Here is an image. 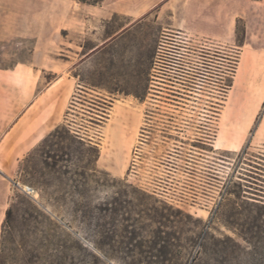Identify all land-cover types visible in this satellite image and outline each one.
Listing matches in <instances>:
<instances>
[{"label": "rangeland", "instance_id": "obj_1", "mask_svg": "<svg viewBox=\"0 0 264 264\" xmlns=\"http://www.w3.org/2000/svg\"><path fill=\"white\" fill-rule=\"evenodd\" d=\"M15 65L80 90L18 163L3 264H264V3L0 0Z\"/></svg>", "mask_w": 264, "mask_h": 264}, {"label": "crops", "instance_id": "obj_2", "mask_svg": "<svg viewBox=\"0 0 264 264\" xmlns=\"http://www.w3.org/2000/svg\"><path fill=\"white\" fill-rule=\"evenodd\" d=\"M19 70L17 65L0 70V205L18 182L20 159L60 123L72 93L80 90L76 76L61 75L32 94L28 77ZM113 112L105 119H113ZM38 135H42L39 141L35 140Z\"/></svg>", "mask_w": 264, "mask_h": 264}, {"label": "trees", "instance_id": "obj_3", "mask_svg": "<svg viewBox=\"0 0 264 264\" xmlns=\"http://www.w3.org/2000/svg\"><path fill=\"white\" fill-rule=\"evenodd\" d=\"M76 1L81 2V3H84V4H92V5H95V4L99 3L102 0H76ZM236 29H237V27H236ZM234 52H235L234 53L235 55H232V54H229V53L228 54H225L226 55L225 58H227L229 61H231V60L237 61L238 49H235ZM230 64H231V62H230ZM230 67H231L230 65H227V67L225 68V70H229ZM231 86H232V79L230 77L229 80L227 81V83H225L224 86H221V91H223V95L226 94L227 90L230 89ZM57 128H58V126H56L54 129H52L43 139L47 138L48 136H50L51 134H53V132L57 131ZM260 206L264 208V203H261ZM10 212H11V209H10V207H8L6 209V212H5L6 217L9 216ZM247 238H248L247 241H248L249 245L254 250L255 249V242H254V237H253V232L252 231H250L249 236ZM0 252H1V247H0ZM0 264H3L2 263V260H1V256H0Z\"/></svg>", "mask_w": 264, "mask_h": 264}, {"label": "built area", "instance_id": "obj_4", "mask_svg": "<svg viewBox=\"0 0 264 264\" xmlns=\"http://www.w3.org/2000/svg\"><path fill=\"white\" fill-rule=\"evenodd\" d=\"M20 190L25 193L26 195H33L34 189L29 185H21Z\"/></svg>", "mask_w": 264, "mask_h": 264}, {"label": "bare ground", "instance_id": "obj_5", "mask_svg": "<svg viewBox=\"0 0 264 264\" xmlns=\"http://www.w3.org/2000/svg\"><path fill=\"white\" fill-rule=\"evenodd\" d=\"M39 138H41V136H39V137H36V139H35V140H38ZM34 142H37V141H34Z\"/></svg>", "mask_w": 264, "mask_h": 264}]
</instances>
